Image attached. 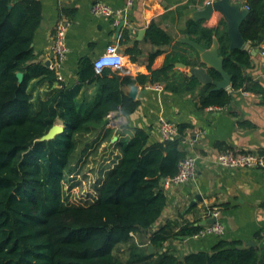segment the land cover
Masks as SVG:
<instances>
[{
	"label": "trees",
	"instance_id": "16d2710c",
	"mask_svg": "<svg viewBox=\"0 0 264 264\" xmlns=\"http://www.w3.org/2000/svg\"><path fill=\"white\" fill-rule=\"evenodd\" d=\"M245 4L249 13L240 31L246 44L257 49L264 42V0ZM219 15L216 21L190 20L183 35L206 49L214 37L218 39L224 70L236 89L244 81L237 62L247 63L250 53L230 50L227 21ZM41 22L40 1L0 0V264H264L261 249L241 241L221 240L210 252L176 254L172 242L191 238L202 228L200 220L183 225L167 222L155 228L167 205L162 180L177 174L179 162L189 153L183 145L185 125L179 126L175 141L155 144L149 143L145 129L135 128L131 138L117 142L120 160L101 185H95V200L67 203L64 181L79 170L74 172V167L84 158L73 165L82 136L94 125L109 123L111 112L129 116L139 107L140 102L128 97L122 87L164 81L168 87L178 84L177 92L181 85L193 91L200 86L195 77L185 76L178 83V79L171 81L172 73L178 62L189 67L202 64L172 52L153 70L151 65L162 52L157 50L150 56L149 75L133 78L110 68L97 71L85 59L79 67V84L67 87L54 69L32 62L34 35ZM128 34L124 31L126 38ZM147 38L160 46L171 42L154 21ZM127 53L135 62L142 50L135 44ZM18 72L24 75L21 83ZM210 75L222 78L214 69ZM34 80L60 87L35 103L28 91ZM91 83L97 86L95 96L80 97L82 87ZM230 101L226 89L206 86L200 94V108H223ZM57 121L65 126L64 132L39 141ZM149 244L155 249L151 255ZM121 245L128 246L126 259L114 253Z\"/></svg>",
	"mask_w": 264,
	"mask_h": 264
},
{
	"label": "crops",
	"instance_id": "0c3cea01",
	"mask_svg": "<svg viewBox=\"0 0 264 264\" xmlns=\"http://www.w3.org/2000/svg\"><path fill=\"white\" fill-rule=\"evenodd\" d=\"M38 1L42 4V22L34 35L32 62L45 66L50 61L48 68H51L54 63V27L63 18L72 22L66 37L67 57L56 71L58 79L67 87L79 84L81 62L85 59L93 62L110 44L117 45L125 58L123 67L112 70L122 77L149 75L150 56L157 50L162 52L154 59L153 70L160 68L172 52H180L191 61L201 62L200 56L198 59L190 48L192 46L180 40L187 38L183 32L190 20H196L194 13L205 7L209 0H134L130 6H127L126 0ZM231 1L243 7L246 0ZM95 2L123 9L118 23L115 24L112 17L93 15L91 7ZM219 16L215 13L209 21H216ZM121 21L123 25L119 27ZM153 21L171 37L168 45L160 46L148 40L147 31ZM143 29L145 33L139 34ZM124 31L129 32L127 38ZM135 44L142 53L137 56V61L132 62L127 49ZM243 49L250 53L247 63L237 62L244 81L239 88L233 89L231 85L226 88L231 95L226 107L200 108V94L207 86L201 83L193 91L181 85L178 92L174 89L178 84L168 87V82L164 81L136 83L139 90L135 100L140 104L133 114L124 116L119 110L113 111L108 115L109 123L94 125L95 129L91 128L82 139L79 138L77 157L102 158L103 164L93 167L92 172L102 171L105 177L120 160L117 142L131 138L135 128L145 129L149 134V143L155 144L162 141L158 131L159 118L186 126V136L192 144L188 152L197 156V174L187 184L166 191V209L155 228L167 222L178 225L201 222L208 211L218 208L219 222L226 232L223 237L175 240L171 248L176 250V254L210 252L221 240L241 241L246 245L252 243L264 253V174L253 169L231 171L214 162L218 153L228 150L264 154V57L259 48L255 49L248 43ZM254 51L257 52L253 55ZM176 64L171 81L178 79L181 83L185 76L190 78V67ZM58 87L56 83L49 86L46 81L38 83L34 80L28 91L37 103L48 99ZM129 89L128 86L122 87L124 93H128ZM96 92L95 83L85 84L80 97L92 99ZM56 123L64 126L61 121ZM114 137L117 139L113 140Z\"/></svg>",
	"mask_w": 264,
	"mask_h": 264
},
{
	"label": "built area",
	"instance_id": "2783aa9c",
	"mask_svg": "<svg viewBox=\"0 0 264 264\" xmlns=\"http://www.w3.org/2000/svg\"><path fill=\"white\" fill-rule=\"evenodd\" d=\"M126 3L127 6L133 5L134 0H126ZM243 7L248 8L246 4H244ZM91 12L95 16L112 17L114 19V23L117 24L122 16L123 9L115 8L104 2H95L91 7ZM71 26H72L71 20L63 18L60 19L54 27L53 44H52L54 63L52 64L51 69H54L55 71L59 70L63 65V62L66 60L68 53L66 37ZM259 50L261 55L264 57V42L260 45ZM117 58H119V63H114L111 65H102L100 67H97V64L102 59L112 60ZM93 65L97 71H100L104 68L117 70L125 65V58L122 54H120L117 45L110 44L107 46L105 52L100 56H98L93 61ZM158 87L160 86L158 85ZM158 131L162 141H175L180 136L179 126L173 121H170L169 119H166L164 117H161L158 120ZM183 145L187 149L189 148V146L192 145L191 139L188 136L184 137ZM214 162L220 167L231 171L238 169H253L260 171L264 174V154L228 150L218 153L214 158ZM196 174H197V156L195 154L188 153L179 162L177 174H175L173 177H168L162 180V187L165 192L170 189H175L193 180ZM75 176H76L75 174L69 175L68 189L65 188V182H64V191H65V196L68 198L67 203L78 205V203H75L71 199L69 193V190L74 188L72 187V184L75 182V178H76ZM103 179L104 177L102 178L100 177V179L97 181L95 185L100 186ZM96 197H97V192H95V198ZM219 215H220V209L218 208H213L212 210L208 211L205 220L214 217L217 219V221L214 224L203 225L202 228L192 236V238L199 240L209 236L223 237L226 231L224 226L219 222Z\"/></svg>",
	"mask_w": 264,
	"mask_h": 264
},
{
	"label": "water",
	"instance_id": "95a60500",
	"mask_svg": "<svg viewBox=\"0 0 264 264\" xmlns=\"http://www.w3.org/2000/svg\"><path fill=\"white\" fill-rule=\"evenodd\" d=\"M219 13L227 21V34L230 43V50H241L246 45V42L241 34L240 27L243 20L249 13L247 7H241L240 3H232L231 0H209V2L202 9L194 13V19L196 20H212L213 14ZM123 25V21L120 22L119 27ZM145 29L139 34H144ZM181 42L192 46L200 56L201 64L200 66L190 67L188 75L190 77H195L199 83L207 86H213V90L226 89L231 85V76L224 70L223 62L224 58L219 55V41L216 37L213 39V43L209 49H206L194 42L189 38H184L180 40ZM257 51L252 52L253 55ZM53 57V55H52ZM50 61L45 63L46 67H49ZM180 67H185L183 63L176 64ZM214 69L221 75V80H215L210 75V70ZM23 73L18 72L17 78L21 83L23 81ZM125 87V86H124ZM130 87L129 92L125 93L128 97L136 99L138 95V84L128 85ZM65 127L60 124L53 125L50 130L41 138L39 141H48L55 138L57 135L63 133ZM117 138L114 137L113 140ZM217 221L216 218L212 217L207 220H202L199 224L201 226L206 224H214ZM247 245L254 246L252 243H247ZM155 251L154 246L149 244L147 246V253L149 255L153 254Z\"/></svg>",
	"mask_w": 264,
	"mask_h": 264
},
{
	"label": "rangeland",
	"instance_id": "374dc122",
	"mask_svg": "<svg viewBox=\"0 0 264 264\" xmlns=\"http://www.w3.org/2000/svg\"><path fill=\"white\" fill-rule=\"evenodd\" d=\"M79 156L74 158L73 165L79 160ZM82 158L79 160L81 161ZM102 158L96 159V157H85L83 158L82 162L80 164H77L76 167H74V172L76 171L77 167L79 170L75 173V182L73 183L71 190H69L71 199L78 204L84 205L91 203L95 200V192L97 188H95V184L100 179V177H104V174L102 171H99L98 173L92 172L93 167H96L102 165L101 162ZM78 161V162H79ZM73 172V173H74ZM91 173V174H90ZM78 175V176H77ZM65 182V188L68 189V180L66 179ZM115 255L118 256L121 259H126L128 257V246L127 245H121L115 250Z\"/></svg>",
	"mask_w": 264,
	"mask_h": 264
},
{
	"label": "clouds",
	"instance_id": "9594fccd",
	"mask_svg": "<svg viewBox=\"0 0 264 264\" xmlns=\"http://www.w3.org/2000/svg\"><path fill=\"white\" fill-rule=\"evenodd\" d=\"M114 63H119V58L117 59H102L98 64H97V67H100L102 65H111V64H114Z\"/></svg>",
	"mask_w": 264,
	"mask_h": 264
}]
</instances>
